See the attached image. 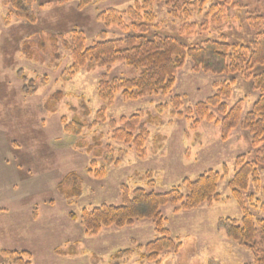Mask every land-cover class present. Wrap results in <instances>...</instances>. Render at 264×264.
Wrapping results in <instances>:
<instances>
[{
	"label": "rangeland",
	"instance_id": "374dc122",
	"mask_svg": "<svg viewBox=\"0 0 264 264\" xmlns=\"http://www.w3.org/2000/svg\"><path fill=\"white\" fill-rule=\"evenodd\" d=\"M138 0H94L80 9V0H35L37 21L29 24L19 20L9 0H0V254L2 251H27L31 264H253L249 250L229 239L218 227L219 220H241L243 210L228 187L236 171V158L247 155L254 159L251 136L241 127L223 140L221 127L198 116H186L187 109L205 102L216 93V83L230 80V76L196 72L191 60L176 76V85L168 95H152L137 101H126L116 94L112 104L101 100L99 86L103 79L112 83L116 79L134 78L139 72L123 63L102 68L92 63L71 74L68 69L73 59L63 43L55 47L52 38L69 42L72 33H84L86 46L100 41L106 32L109 39L123 37L116 26L108 27L99 16L114 9L125 12ZM238 9L242 20L230 23L232 27L181 36V22L172 21L163 4L156 5L159 29L185 44L195 46L207 39L226 36L230 43L247 42L249 30L245 18L248 14L264 17V0H241ZM129 22V18L125 17ZM199 21V18L196 20ZM195 22V20H190ZM240 27V28H238ZM43 40L45 51L38 48ZM30 45L33 60L24 53ZM57 46V47H56ZM35 85L29 87V83ZM233 88V95L226 100L233 107L245 100L244 115L257 101L259 94L240 78ZM26 86L24 90V86ZM57 91L65 98L57 106L56 113H49L45 104ZM180 97L181 109L172 104ZM88 109H87V108ZM106 108V122H97V113ZM166 107L161 122L149 120L158 117V109ZM87 109V110H86ZM90 116L85 117V112ZM142 113V122L150 134L144 156L132 145L113 140L115 121L120 128L122 118ZM183 113V116H179ZM217 116L216 110H212ZM79 117L86 130L79 138L65 134L62 118L72 121ZM149 122V123H148ZM99 138L105 156L97 159L99 167L107 171L103 179H97L88 171L93 156L87 147L94 146ZM113 151L114 162L109 163ZM228 175L220 182V201L207 203L190 212L175 213L174 205L162 209L165 227L170 237L181 244L180 250L165 251L157 262L141 260L139 246L155 241L159 235L149 220H139L133 226L102 230L99 235L88 236L79 217L84 210L102 205L120 206L122 186L131 191L144 188L166 193L180 189L186 193L182 182L196 180L207 171ZM82 179L81 198L67 201L59 191V184L70 173ZM152 173L154 186L149 185L147 174ZM257 187L250 184L243 193L246 209L256 221L264 220V174ZM151 187V188H150ZM68 189H70L68 187ZM71 214L78 219L72 220ZM134 253L116 259L120 251ZM0 264H11L1 257Z\"/></svg>",
	"mask_w": 264,
	"mask_h": 264
},
{
	"label": "trees",
	"instance_id": "16d2710c",
	"mask_svg": "<svg viewBox=\"0 0 264 264\" xmlns=\"http://www.w3.org/2000/svg\"><path fill=\"white\" fill-rule=\"evenodd\" d=\"M93 1L80 0V9L86 8ZM9 4L19 20L29 24L36 23L33 7L35 0H9ZM158 4L165 6L166 14L172 21L181 22V36L189 37L199 32L221 30L224 27H232L230 23L234 21L242 20L238 10L242 8L241 0H138L125 12L109 9L98 17L108 27L116 26L123 37L109 39L104 32L99 42L87 47L84 33L74 30L71 42L59 37L52 38L51 44L55 47L61 42L70 52L73 65L68 71H71L72 75L86 67L88 63L102 68H111L115 64L123 63L139 72L134 78L116 79L112 83L103 79L99 86V95L101 100L108 104H112L115 95L119 93L126 101H137L158 94L168 95L176 85L178 72L185 67L188 59L194 64L196 72L231 77L229 81L216 83L215 95L205 102L196 104L194 109H187L186 116L196 115L201 120L215 122L221 127L223 140H227L239 127L250 134L254 159L248 161L247 155L238 156L235 162V175L228 183V187L243 210V217L241 220L223 218L219 220L218 227L229 239L240 243L250 251L254 259L253 264H264V220L254 219L246 209L243 197V193L248 191L251 183L257 187L261 184L260 177L264 174V17L259 14L246 16L245 22L250 32L247 42L230 43L226 40V36L221 35L216 39H207L199 45L190 46L179 38L159 30L161 26L158 24V14L155 11ZM125 17L129 18V22ZM198 18L199 21H196ZM193 19L195 22H190ZM38 48L45 51L43 40H40ZM23 53L30 60L34 59L30 45L24 46ZM240 78L246 80L252 90L259 94L257 101L245 115V100H240L233 107H229L226 103V100L232 97L233 88ZM28 85L34 87L35 81H31ZM64 98L63 91L55 92L47 100L45 109L49 113H56L57 106ZM172 104L175 109H181L180 97H175ZM165 108L160 107L158 117L149 120L155 121L154 124L160 123V116ZM212 110H216L218 116L212 113ZM178 115L183 116V113ZM84 116L89 117L90 111H86ZM142 118V113L130 118H122L119 122L120 128L117 122L110 123L114 130L113 140L132 145L141 157L144 156L145 144L150 137ZM97 122H106L105 107L97 113ZM62 125L65 134L73 138L82 136L87 127L79 117H75L72 121L62 118ZM94 143V146L77 144L76 148L87 147V154L94 157L89 163L88 171L95 178L103 179L107 171L104 167H99L97 159L103 158L105 151L99 138H96ZM108 152L110 158L107 161L112 163L113 151L108 149ZM151 174H147L149 185L154 186ZM227 175L226 168L224 175L210 170L194 181L185 179L182 182L186 190L185 194L180 189L158 193L144 188L131 191L129 187L122 186L120 206L102 205L92 210H84L79 219L88 236L99 235L102 230L112 227L118 229L131 227L139 220L151 221L159 237L144 247L139 246L142 250L140 258L148 262H157L163 252H178L181 248V244L170 237L169 230L165 227L167 220L163 216L162 209L174 205L177 208L175 213L178 214L220 201L218 187ZM82 184L78 174L72 172L59 184V191L67 201H73L81 198ZM71 218L78 219L74 214H71ZM133 253L134 251L131 250L120 251L115 257L127 258ZM0 255L11 264H31L32 255L27 251H2Z\"/></svg>",
	"mask_w": 264,
	"mask_h": 264
}]
</instances>
